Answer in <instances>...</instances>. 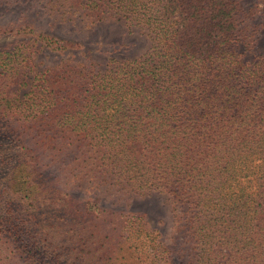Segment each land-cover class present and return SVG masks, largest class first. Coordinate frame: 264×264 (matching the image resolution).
I'll return each instance as SVG.
<instances>
[{
	"label": "trees",
	"instance_id": "1",
	"mask_svg": "<svg viewBox=\"0 0 264 264\" xmlns=\"http://www.w3.org/2000/svg\"><path fill=\"white\" fill-rule=\"evenodd\" d=\"M45 1L152 45L100 69L72 59L83 44L31 30L62 56L37 74L30 43L0 53V264H264V57L247 59L240 0ZM26 132L73 154L95 190L167 195L182 254L146 214L47 177Z\"/></svg>",
	"mask_w": 264,
	"mask_h": 264
},
{
	"label": "rangeland",
	"instance_id": "2",
	"mask_svg": "<svg viewBox=\"0 0 264 264\" xmlns=\"http://www.w3.org/2000/svg\"><path fill=\"white\" fill-rule=\"evenodd\" d=\"M51 1L53 3L57 0ZM240 3L248 15V34L253 39L247 59L264 57V0H240ZM50 9L52 5L45 0H0V53L30 43L29 52L35 73H43L47 68L55 69L62 56L54 48L41 49V40L33 44L37 37L33 36L31 30L35 34L45 33L67 42L83 44L85 52L74 54L72 59L94 62L100 69H105L111 59L135 60L150 51L152 41L145 30L129 26L124 20L108 14L99 20L97 17L86 16L83 10L77 12L69 8H66L64 13L67 14L63 16ZM31 38L34 39L30 41ZM26 71L29 72L28 69ZM12 84L13 80L10 81ZM1 129L3 125L0 122ZM23 134L25 136L22 135L21 139H24V145L40 154L42 171L47 177L59 179L62 187L67 184L69 191L79 195L87 194L88 198L99 196L107 209L146 214L150 226L156 228L179 255L182 254L184 241L180 239V234L175 236L173 211L167 195L154 193L141 197L130 192H106L103 186L95 190L88 185L86 177L83 179L85 167L83 172L75 170L73 154L69 156L65 151L58 153L52 150L37 133ZM77 178L82 180L80 189L75 185ZM172 235L175 236L173 239Z\"/></svg>",
	"mask_w": 264,
	"mask_h": 264
}]
</instances>
